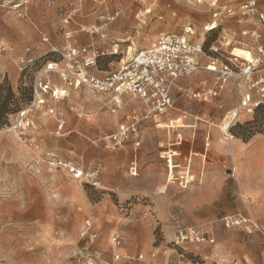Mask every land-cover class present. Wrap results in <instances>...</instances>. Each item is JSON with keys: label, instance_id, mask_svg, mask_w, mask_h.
<instances>
[{"label": "rangeland", "instance_id": "1", "mask_svg": "<svg viewBox=\"0 0 264 264\" xmlns=\"http://www.w3.org/2000/svg\"><path fill=\"white\" fill-rule=\"evenodd\" d=\"M218 1L220 6L235 7L246 0ZM255 2L264 11V0ZM213 14L208 4L196 0H0V45L10 47L9 52H0V88L7 97L5 119L0 120V264H113V255H119L118 264H234L237 259L242 264H260L264 229L249 209L246 188L257 185L264 189V107L248 114L241 111L229 129L230 136L224 135L230 115L239 110L237 81L230 80L217 96L208 98L206 91L219 83L214 74L199 70L193 72L195 77H183L189 82L186 91L175 90L176 105L188 118L194 120L190 116L200 113L210 117V124L201 123L205 127L202 132L197 124L194 136L189 130L180 131L185 149L193 142L197 153L192 166L195 182L184 190L163 188L165 163L159 158L157 143L166 140L165 129H155L150 121H144L138 149L131 144L114 147L106 136L115 131L118 121L105 135L90 125L95 118L103 120L97 113H111L108 97L88 88H69L66 98L59 101L46 96L47 111L33 113L26 131L13 129L18 111L32 99L36 77L51 80L61 90L66 88L56 75L44 71L51 62L62 63L67 42L99 50L102 56L92 70L99 77L147 49L161 32L201 40L205 46L200 59L203 65L208 62V48L221 35L231 40L224 57L232 48L242 49L240 43L253 46V40L242 38L244 25L237 24L234 16L215 18ZM213 20L217 28L206 29ZM189 29L194 32L190 37L186 35ZM22 59L25 63H20ZM197 93L200 99L193 98ZM124 102L117 113L119 119L134 105L127 96ZM57 120L64 122L61 130ZM84 123L88 125L82 127ZM209 129L224 131L217 133L218 140L211 136L206 140ZM236 140L247 146L244 153L233 157L230 149ZM206 143L202 176L200 155ZM84 145L94 146L95 152L82 155ZM59 158L84 169L97 168L99 187L77 181L55 166ZM233 160L250 161V171L258 165L255 172L245 174L247 186L239 184L237 173L231 170ZM133 162L135 176L129 173ZM258 175V184L247 182ZM206 178L214 184L207 186L201 197L209 201L193 204ZM248 211L263 235L256 231L248 234L240 227L227 229L222 223L225 215ZM86 221L91 223L88 232ZM179 228L206 233L215 244L174 248L171 240ZM114 235L122 239L118 247L111 242Z\"/></svg>", "mask_w": 264, "mask_h": 264}, {"label": "built area", "instance_id": "2", "mask_svg": "<svg viewBox=\"0 0 264 264\" xmlns=\"http://www.w3.org/2000/svg\"><path fill=\"white\" fill-rule=\"evenodd\" d=\"M196 3L208 4L215 18L222 14L230 15L235 17L237 24L244 25L241 30L242 38L248 37L254 41L251 47H245L240 43L242 49L239 50L246 52L247 57L234 54L236 49L233 48L224 57L226 49L231 46V40L229 36L221 35L208 48V62L203 65L200 59L204 56L205 46L201 40H191L177 33L161 32L147 49L139 51L126 61H121L118 69L99 77L92 73V70L96 68L97 60L102 56L99 50L93 45L81 47L67 42L63 48L62 63L51 62L46 65L44 71L47 75H56L66 88L61 90L51 80L42 76L36 77L33 82L32 99L25 108L18 111V122L13 129L26 131L32 124L33 113L47 111L46 96L59 101L66 98L69 88L74 90L88 88L94 93L109 97L111 114L122 108L125 96L139 103L138 107L123 116V121L116 130L106 136L109 142L117 148H122L126 144L138 146L141 141L142 122L150 121L155 129H159L162 122L160 118L173 110L172 91L175 88V82L179 78L203 70L214 74L219 83L217 88L206 91L205 96L208 98L217 96L230 80L238 82L239 110L230 115L224 128L226 135L230 136L229 129L235 125L237 115L241 111L248 114L258 107H264V11L258 9L255 0H246L235 7L220 6L218 0H196ZM114 19L115 16L110 18V20ZM94 31L98 32V29ZM193 34L191 29L186 33L188 37ZM68 38L69 35L66 39ZM9 50V46L0 45V52L7 53ZM20 63H25V60H20ZM194 97L200 99L198 93L194 94ZM74 110L75 115L80 118L81 114L76 108ZM48 111L53 112V108ZM57 122L58 130H61L64 122L60 120ZM167 129L169 130V127ZM174 136L175 140L169 143L159 142L158 155L165 161L166 182L185 189L193 180L190 162L189 160L183 163L174 161L178 155L176 148L182 142L179 134H174ZM54 164L75 180L99 187L101 174L97 168L84 169L82 166L60 158L55 160ZM129 171L132 175H136L135 166H132ZM222 223L227 229L240 227L244 228L248 234L256 231L263 235V231L256 223L237 214L225 215ZM84 227L88 232L91 229V223L86 221ZM91 237L94 238L95 234ZM121 241L119 235H114L111 240L117 247L120 246ZM171 244L174 248L185 250L189 244L211 246L215 242L212 236L206 233L196 232L192 228H179L173 235ZM262 244L264 247V235ZM137 259L141 260L142 256H138ZM119 261V255H113V264H118ZM186 264H193V262L188 261ZM234 264L242 263L237 260ZM261 264H264V260Z\"/></svg>", "mask_w": 264, "mask_h": 264}, {"label": "crops", "instance_id": "3", "mask_svg": "<svg viewBox=\"0 0 264 264\" xmlns=\"http://www.w3.org/2000/svg\"><path fill=\"white\" fill-rule=\"evenodd\" d=\"M85 46H87V45H85ZM85 46H81V47H85ZM190 77V76H189ZM193 77H195V75L193 74ZM192 77V78H193ZM185 81V78L183 79V78H180V79H178L175 83H176V85H175V88L173 89V91H172V100L174 101V107H173V110L169 113V114H167V115H165V116H163V117H161L160 119H161V126L159 127V129H165L164 131H165V136L167 137L166 138V140H163V141H159V142H165V143H169V142H171V141H173V140H175V136H174V134H179L180 136H181V138H182V142H181V145L180 146H177V148H176V153H178V155H177V157H175L174 158V161L176 162V163H178V162H180V163H183L185 160H189V162H190V172H191V174H192V177H193V180H192V183L188 186V187H190V186H192L193 184H194V182H195V175H194V171H193V164H194V162L196 161V159H195V156H197L196 154V152H193V142L191 143V146L188 148V149H185V146H184V143L186 142V140H184V137L182 136V133L180 132L181 130H189V131H191L192 132V136H194L195 135V131H196V127H197V124L198 123H200L199 125V132H202V129L203 130H205V127L203 128V126H201L202 124L201 123H205L206 125L207 124H210L209 122H210V117L209 116H206L205 115V113H200V114H197V115H194V116H190V117H193L194 118V120H191L190 118H188L187 117V114H186V112L184 111V110H182L180 107H178L177 105H176V96H175V90H176V88H180V90H183V91H186V87H187V85H188V83L189 82H184ZM232 81V80H231ZM191 84V83H190ZM191 87V86H190ZM57 88H61L60 86H58ZM178 88V89H179ZM107 96V95H106ZM108 97V96H107ZM108 99H109V97L107 98V105H109V110H110V102H108ZM123 102H124V98H123ZM133 102V101H132ZM125 103V102H124ZM135 105V106H134ZM134 105H133V107H130V108H127L126 110H125V112L122 114V116L120 117V119H119V116H112V114L110 113V114H103V116H101V115H98V113L96 114V116H98V117H103V120H104V122H102L103 120L101 119V118H99V120H98V118H95V120H94V123H92V124H90V125H96V127H98V129H99V131L100 132H102V131H104V135H105V132L106 131H109V130H111V129H113L114 127H115V125H116V123H117V121H118V123H117V125H116V128L118 127V125L120 124V123H122V121H123V116L127 113V112H129V111H131L132 109H134V108H136V107H138L139 106V103L138 102H134ZM124 106V105H123ZM122 106V107H123ZM122 109V108H121ZM118 112H120V111H117V112H115L114 114H117ZM114 118V119H113ZM119 119V120H118ZM101 125V127H100V125ZM88 124H86V123H84V124H81V126L83 127H86ZM169 127V130L167 129ZM170 128H172V130H170ZM225 128V127H224ZM158 129V130H159ZM116 130V129H115ZM224 131V130H223ZM223 131L220 129L219 131L217 130V129H209V130H206V135H207V139L206 140H209L210 139V136L213 138L214 137V141H216V140H218V135H217V133H219V132H221V133H223ZM224 135H226V133H224ZM195 139H193V141H194ZM77 141V140H76ZM159 142L157 143V145L159 144ZM78 145V144H77ZM140 145H141V141H140V143H139V145L138 146H136V145H132L133 147H135V150L136 149H138L139 147H140ZM209 145L206 143L205 144V148H204V152L200 155V156H203V158H202V160H201V162H200V167H201V169H200V171H201V174H202V176H203V174H204V165H205V156H206V149H207V147H208ZM247 145H244V144H239V142H238V140H236L235 142H234V144H232L231 145V149H230V151L232 152V155H233V157L236 155H238V154H240V153H244V147H246ZM95 148H94V146H91V145H84L81 149H80V152H81V154L83 155L84 153L86 154V153H88L87 154V156L90 154V153H94L95 152ZM157 150H158V147H157ZM105 153V152H104ZM199 154V153H198ZM104 156H105V154H103ZM86 156V155H85ZM86 156V157H87ZM106 157V156H105ZM239 157V156H238ZM160 158V157H159ZM164 161V160H163ZM164 163H165V161H164ZM106 164V163H105ZM110 164L109 163H107V166H109ZM132 166H135L136 167V164L133 162V163H131V166L129 167V170H130V168L132 167ZM258 165H255L253 168L255 169V170H257L256 168H258L257 167ZM232 168H231V170H233L235 173H237V175H238V177H239V184H241V185H244V186H247V184H246V181L243 179L244 178V176H245V174L246 173H249V172H255V170H249V169H251V166H250V161H241V160H238V161H235V160H233L232 161V166H231ZM105 172H106V169H105ZM164 172H165V175H164V184H163V188L164 189H166V187L167 186H172V187H175V188H177V189H180L179 187H177L176 185H172V184H168L167 182H166V175H167V172H166V167H165V170H164ZM129 173H130V171H129ZM137 174V173H136ZM201 174H200V176H199V178L201 177ZM132 175V174H131ZM133 176H135V175H133ZM240 178H242V181L240 180ZM261 180V178H260V176L258 175V176H255V177H253V179H249V180H247V182L250 184V183H253V184H258V182ZM106 184V183H105ZM211 184H214V183H210L209 182V179H205V181H204V185L205 186H201V188H199V191H198V193H196V196H195V198H194V200H193V204H197V203H203V202H206V201H209V198H206L205 197V199L204 198H202L201 196H202V192L204 191V190H206L205 188L207 187V186H209V185H211ZM243 186V187H244ZM187 187V188H188ZM187 188H185V189H187ZM244 188H246V187H244ZM246 189H248L249 190V192L247 193V194H249V197H250V205H249V209H251L252 211H253V213L255 212V216H256V222L257 223H259L261 226H262V228L264 229V189L263 188H261V187H259V186H255V187H248V188H246ZM182 190H184V189H182ZM251 191V192H250ZM251 194H253L252 196H251ZM208 197V196H207ZM249 212V211H248ZM249 213H251L252 214V212H249ZM240 214V213H239ZM244 214H246L245 212L244 213H242L241 215H244ZM252 216H253V214H252ZM237 260H240V259H237ZM264 260V258L262 259V261ZM261 261V262H262ZM261 262H260V264H261ZM242 263V262H241ZM244 263H246L245 261H244ZM247 264V263H246Z\"/></svg>", "mask_w": 264, "mask_h": 264}, {"label": "bare ground", "instance_id": "4", "mask_svg": "<svg viewBox=\"0 0 264 264\" xmlns=\"http://www.w3.org/2000/svg\"><path fill=\"white\" fill-rule=\"evenodd\" d=\"M205 28L208 29V30H210V29L211 30L216 29L217 28V22L215 20H213L208 25H206ZM234 52H236L235 54H237V55H243L244 57H247L248 56V54L246 52H241V50H239V49H236ZM116 115L117 114H114V115L112 114V116H116ZM242 216H244L245 218H247L250 222L255 223L254 218H253V216H252L251 213H246V214H244Z\"/></svg>", "mask_w": 264, "mask_h": 264}, {"label": "trees", "instance_id": "5", "mask_svg": "<svg viewBox=\"0 0 264 264\" xmlns=\"http://www.w3.org/2000/svg\"><path fill=\"white\" fill-rule=\"evenodd\" d=\"M6 92H7V96L9 97L11 95L10 90L7 89ZM2 94H3V88L1 87L0 88V120L4 121L5 118L3 117V115L5 116V113H6L4 109L6 107L5 103H6L7 97H3Z\"/></svg>", "mask_w": 264, "mask_h": 264}]
</instances>
